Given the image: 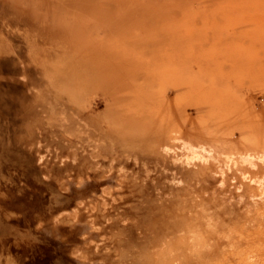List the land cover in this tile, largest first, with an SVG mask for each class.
<instances>
[{
	"label": "rangeland",
	"instance_id": "rangeland-1",
	"mask_svg": "<svg viewBox=\"0 0 264 264\" xmlns=\"http://www.w3.org/2000/svg\"><path fill=\"white\" fill-rule=\"evenodd\" d=\"M263 152L264 0H0V264H264Z\"/></svg>",
	"mask_w": 264,
	"mask_h": 264
},
{
	"label": "bare ground",
	"instance_id": "bare-ground-1",
	"mask_svg": "<svg viewBox=\"0 0 264 264\" xmlns=\"http://www.w3.org/2000/svg\"><path fill=\"white\" fill-rule=\"evenodd\" d=\"M71 54H72V53H71ZM74 59H75V58H74ZM62 60H63V59H62ZM176 138L178 139V138H180V137H176ZM187 138H188V137H187ZM187 138H186V139H187ZM181 139H182V138H181ZM187 140H188V139H187ZM175 141H176V140H175ZM177 141H179V140H177ZM183 141H185V140H183ZM182 144H183V143H180V142H179V144H178L179 147H180V145H182ZM183 145H184V147L187 149V151H189V156L187 155V158H186L187 161H190V160L192 159V157H193V158H196V159H199V160H204V157L206 156V153L204 154V152L202 153L201 151H199V150H201L202 148H198V146H196V145H194V144H191L190 141H186ZM205 145H206V144L203 145V143H202V146H204V148H205ZM176 146H177V145H176ZM200 147H201V146H200ZM208 148H209V146H208ZM210 148H212V147H210ZM172 149H173V148H172ZM177 149H178V148H177ZM173 150H175V149H173ZM178 150H179V149H178ZM176 151H177V150H176ZM184 151H185V150H184ZM203 151H204V150H203ZM206 151H207V150H206ZM210 151H211V150L209 149V152H210ZM179 152H181V151H179ZM179 152H178V154H179ZM182 152H183V151H182ZM246 152H247V151H246ZM246 152L244 151V154H246ZM248 152H249V151H248ZM176 153H177V152H176ZM183 153H184V152H183ZM186 154H187V153H186ZM186 154H183V155H186ZM208 154H209V153H208ZM244 154H243V155H244ZM252 154H253V153H252ZM252 154H251V155H252ZM262 154H264V152H263ZM183 155H182V156H183ZM212 155H213V154H212ZM212 155H211V156H212ZM240 155H241V154H240ZM177 156H178V155H177ZM209 156H210V155H207V157H209ZM213 156H214V155H213ZM247 156H248V155H247ZM257 156H258V155H257ZM260 156H261V155H260ZM260 156H259V157H260ZM262 156H263V155H262ZM183 157H184V156H183ZM216 157H217V156H216ZM227 157H228V156H227ZM229 157H230V155H229ZM241 157H242V156H241ZM259 157H255V158H254V156H252V158H254V159H257V158H259ZM181 158H182V157H181ZM242 158H243V157H242ZM244 158L246 159L247 157H244ZM212 159H213V157H212ZM218 159H219V158H218ZM249 159H251V158H248V160H249ZM263 159H264V158H263ZM263 159H262V160H263ZM181 160H182V161H181V163H182L184 160H183V159H181ZM248 160H247V161H248ZM251 160H252V159H251ZM260 160H261V159H260ZM191 161H193V160H191ZM194 161H195V159H194ZM194 161H193V162H194ZM213 161H214V160H213ZM216 161H217V160H216ZM224 161H225V160H223V163H224ZM236 161H237V160H236ZM249 161H250V160H249ZM249 161H248V162H249ZM252 161H253V160H252ZM258 161H259V160H258ZM217 162H218V161H217ZM231 162H232V161H231ZM245 162H246V160H245ZM189 163H191V162H189ZM225 163H226V165H227V161H226ZM255 163H256V162H255ZM184 164H185V162H184ZM191 164H193V163H191ZM191 164H190V165H191ZM202 164H203V163H202ZM214 164L216 165L217 163H215V161H214ZM218 164H220V163L218 162ZM221 164H222V163H221ZM221 164H220V165H221ZM234 164H235V163H234ZM249 164H250V163H247V165H249ZM252 164H254V163L252 162ZM220 165H219V168H220ZM226 165H225V166H226ZM228 165H229V164H228ZM216 166H217V165H216ZM225 166H224V167H225ZM232 166H233V165H232ZM257 166H258V165H257ZM221 167H222V166H221ZM228 167H229V166H228ZM233 167H234V166H233ZM217 168H218V167H217ZM228 169H229V168H228ZM239 169H240V168H239ZM256 169H257V168H256ZM222 170H224V169H222ZM216 171H217V170H216ZM218 171H219V170H218ZM225 171H227V168H226ZM238 172H239V171H238ZM216 173L219 174L220 172H219V173L216 172ZM226 173L228 174V171H227ZM226 173H225V174H226ZM229 173H231V172L229 171ZM245 173H247V172H245ZM223 174H224V173H223ZM223 174H220V175L223 176ZM225 174H224V176L226 177L227 174H226V175H225ZM247 174H248V173H247ZM241 175H242V174H241ZM241 175H240V176H241ZM218 176H219V175H218ZM255 177H256V176H255ZM221 178H223V177H221ZM242 178H243V177H242ZM252 178H254V177H252ZM219 179H220V178H219ZM257 179H259V178H257ZM260 179H261V177H260ZM221 180H222V179H221ZM223 180H224V181H222V182L224 183V182H225V179H223ZM250 180H251V179H250ZM222 182H221V183H222ZM255 182H256V181H255ZM261 182H262V184H260V185H261V188H262V190H263V189H264V183H263V180H261ZM259 183H260V182H259ZM225 184H226V183L222 184V186L225 185ZM255 184H256V183H255ZM258 186H259V185H258ZM258 186H257V187H258ZM219 187H221V186H219ZM237 189H239V188H237ZM241 189H242V186H241ZM239 190H240V189H239ZM250 192H251V191H250ZM251 193H252V192H251ZM262 193H263V192H262ZM248 195H249V194H248ZM255 195H257V193H256ZM260 195L263 196V194H260ZM239 196H240V194H239ZM253 196H254V194H253ZM255 197H256V196H255ZM255 197H254V198H255ZM248 198H249V197H248ZM254 198H253V199H254ZM260 198H261V197H260ZM260 198H259V199H260ZM239 199H240V198H239ZM241 199L244 200V198H242V197H241ZM251 199H252V198H251ZM253 199H252V200H253ZM260 200H263V199L261 198ZM239 202H240V201H239ZM258 202H259V200H258ZM258 202H257V203H258ZM255 203H256V202H255ZM255 203H254V204H255ZM263 203H264V202H263ZM252 204H253V203H252ZM254 204H253V205H254ZM261 204H262V203H260V206H261ZM256 205H257V204H256ZM257 208H258V207H257ZM260 208H261V207H260ZM184 218H185V217H184ZM184 218H183V219H184ZM171 220H172V219H171ZM168 221H169V220H168ZM172 221H174V220H172ZM189 221H190V220H189ZM169 223L173 225L175 222H174V223L169 222ZM185 223L188 224V222H185ZM170 224H169V225H170ZM165 225H167V224H165ZM172 225H171V226H172ZM189 225H190V224H189ZM181 226H182V225H181ZM190 226H192V225H190ZM194 226H195V225H194ZM194 226H193V227H194ZM173 227H174V226H173ZM183 227H184V225H183ZM188 227H189V226H188ZM175 228H176V227H175ZM185 228H186V226H185ZM170 230H171V229H170ZM182 230H186V229H182ZM196 230H197V228H196ZM170 233H172V232H170ZM174 233H175V231H174ZM174 233H173V234H174ZM26 251H27V250H25V252H26ZM194 253H195V252H194ZM249 253H250V252H249ZM28 255H29V254H28ZM196 255H197V253H196ZM29 256H30V255H29ZM197 256H198V255H197ZM184 258H185V257H184ZM197 258H198V257H197ZM210 258H211V257H210ZM256 258H257L256 253L248 254L246 257H243V258L240 259V263H241V264H256V260H255V262H253V260L256 259ZM180 259H181V258H180ZM186 259H187V258H186ZM177 260H178V259H177ZM191 261H192V260H191ZM193 262H194V260H193ZM177 264H182V263H177ZM186 264H187V263H186Z\"/></svg>",
	"mask_w": 264,
	"mask_h": 264
}]
</instances>
